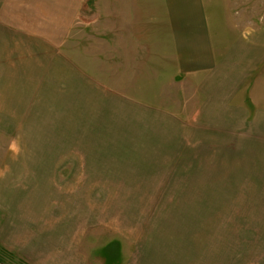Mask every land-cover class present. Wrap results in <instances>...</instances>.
Masks as SVG:
<instances>
[{
	"label": "rangeland",
	"instance_id": "obj_1",
	"mask_svg": "<svg viewBox=\"0 0 264 264\" xmlns=\"http://www.w3.org/2000/svg\"><path fill=\"white\" fill-rule=\"evenodd\" d=\"M66 228L72 264H264V0H0V264Z\"/></svg>",
	"mask_w": 264,
	"mask_h": 264
},
{
	"label": "crops",
	"instance_id": "obj_2",
	"mask_svg": "<svg viewBox=\"0 0 264 264\" xmlns=\"http://www.w3.org/2000/svg\"><path fill=\"white\" fill-rule=\"evenodd\" d=\"M260 188L261 187H253L252 190H254V192H245L250 193L249 196H255L257 200V202L260 203V199H261V194H260ZM202 195V194H201ZM68 232V228L63 230V235L60 237V239H63L62 241H57L58 246L60 248V251H57V253L53 250V247H51V243H53L52 241L47 240V245L45 246L46 248L40 246V245H35V246H29V248L24 247L22 248L25 253H26V257L32 262V264H62V261H65V263L63 264H72L73 262H71L72 258H75L73 254H68L67 252H69V250L66 251V249L64 250V248H66L67 246L65 245V243L63 242L64 240L66 241V233ZM2 240V239H1ZM2 242V241H1ZM17 243V242H16ZM33 244V243H31ZM7 245H11V243H7ZM28 245V244H26ZM27 250H32L35 251V254H33V252L31 253H27ZM58 250V249H57Z\"/></svg>",
	"mask_w": 264,
	"mask_h": 264
},
{
	"label": "trees",
	"instance_id": "obj_3",
	"mask_svg": "<svg viewBox=\"0 0 264 264\" xmlns=\"http://www.w3.org/2000/svg\"><path fill=\"white\" fill-rule=\"evenodd\" d=\"M115 251H116V243L115 242H111L106 247H104L103 254L108 259H113V258H115V253H116Z\"/></svg>",
	"mask_w": 264,
	"mask_h": 264
}]
</instances>
